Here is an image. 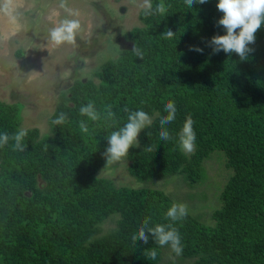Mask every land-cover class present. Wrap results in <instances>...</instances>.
<instances>
[{
    "label": "trees",
    "instance_id": "1",
    "mask_svg": "<svg viewBox=\"0 0 264 264\" xmlns=\"http://www.w3.org/2000/svg\"><path fill=\"white\" fill-rule=\"evenodd\" d=\"M160 2L152 0L153 8ZM163 3L164 15L145 16L140 9V25L122 35L129 46L101 63L96 80L76 78L60 94L48 134L27 128L24 151H14L11 140L0 147V264H158L163 252L151 234L148 244L131 240L146 218L151 227L178 229L180 257L188 264H264V24L241 60L236 53H214L210 45L213 36L226 34L218 25V0L192 9L185 0ZM166 28L173 39L161 35ZM90 101L98 121L80 115ZM169 101L176 119L164 126L172 139L163 141L159 121ZM108 105L114 121L105 119ZM125 108L143 110L153 121L139 134L140 147L125 157L137 179L181 174L193 186L204 180L211 153L222 151L230 173L212 223L189 211L183 220L166 219L175 201L163 190L118 186L98 174L108 136L127 123ZM61 112L67 122L54 125ZM189 115L196 133L191 154L179 146ZM80 121L88 133L80 131ZM20 123V104L0 100V133L11 136ZM148 146L152 151H145ZM113 217L115 226L104 230ZM153 248L157 256L149 259L145 252Z\"/></svg>",
    "mask_w": 264,
    "mask_h": 264
},
{
    "label": "rangeland",
    "instance_id": "2",
    "mask_svg": "<svg viewBox=\"0 0 264 264\" xmlns=\"http://www.w3.org/2000/svg\"><path fill=\"white\" fill-rule=\"evenodd\" d=\"M0 0V100L21 106L20 129L37 127L49 133V117L61 93L76 79L94 77V71L107 59L115 58L129 43L123 33L140 25V8L132 0ZM139 2V0H138ZM78 16L69 15V11ZM78 19L81 30L75 44L54 45L49 29L64 19ZM214 150L204 162V180L188 186L183 175L173 174L140 180L130 175L128 161L106 168V159L98 174L118 186L157 188L205 223H212L211 211L219 206L218 195L230 173L225 160ZM113 217L104 230L116 224ZM158 264H188L169 246L161 247Z\"/></svg>",
    "mask_w": 264,
    "mask_h": 264
},
{
    "label": "clouds",
    "instance_id": "3",
    "mask_svg": "<svg viewBox=\"0 0 264 264\" xmlns=\"http://www.w3.org/2000/svg\"><path fill=\"white\" fill-rule=\"evenodd\" d=\"M207 0H185V4L188 9H192L196 3L204 4ZM138 8L142 9L145 16H151L154 14L164 15L167 12V7L161 0L155 8H153L152 0H132ZM61 7H65V0H62ZM170 7V6H169ZM217 8L223 13V17L218 21V25L222 26L226 34L213 36L210 45L213 47L214 53L224 51L227 54L236 53L241 60L248 58V54L253 51L249 47L250 44L255 43V34L264 24V0H218ZM69 15L78 16V12L68 10ZM239 29V31H237ZM81 30V23L78 19H64L59 25L49 29V42L54 45L62 44H75L77 34ZM165 39H173L175 33L171 29L165 30L161 34ZM194 51L203 52V49L194 47ZM133 51L137 55L142 57V54L134 46ZM80 115L88 117L91 121H98L101 119V114L96 110L95 104L89 102L86 106H81ZM128 112L127 123L123 127H120L116 131H112L108 136V144L106 151L103 153L106 159V168L112 164L121 161L126 157L130 149L140 147V141L138 139L139 134L147 126H150L153 121L151 117L143 110L131 111L127 108L124 109ZM165 111L168 113L166 116L160 118L161 131L159 132L160 139L168 141L172 139L169 131L165 128V125L170 124L176 119V105L174 101H169L165 104ZM105 119H115V113L111 110V105L106 106ZM67 114L61 112L52 123L54 125H63L67 122ZM194 121L189 115L183 124L181 131L179 132V146L181 150L187 154H191L195 151L196 133L193 128ZM79 128L82 133H88V125L84 121H80ZM28 135L26 129H19L13 135L9 136L8 133H0V147L8 145L9 141H13L12 149L14 151H24L25 146L23 144L24 138ZM151 134L148 133V136ZM152 151L148 146L145 151ZM188 207L183 203L174 202L166 213V219L171 221L183 220L188 216ZM150 218H146L143 224L139 227L137 233L131 236L133 244H136L137 240H142L144 244H148L149 235L155 240V244L163 247L170 246L171 250L180 255L183 252L181 245V237L178 229L172 224H156L154 227L149 226ZM145 255L149 259H155L157 256L156 250L150 249L145 252Z\"/></svg>",
    "mask_w": 264,
    "mask_h": 264
}]
</instances>
